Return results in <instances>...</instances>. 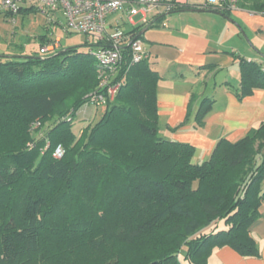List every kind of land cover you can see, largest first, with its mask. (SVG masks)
Segmentation results:
<instances>
[{
  "label": "trees",
  "instance_id": "16d2710c",
  "mask_svg": "<svg viewBox=\"0 0 264 264\" xmlns=\"http://www.w3.org/2000/svg\"><path fill=\"white\" fill-rule=\"evenodd\" d=\"M236 4L264 13V0ZM141 26L132 37H142ZM40 41L51 44L47 34ZM85 45L0 56V264H209L225 246L260 256L251 227L264 202V122L236 142L221 138L194 163V145L159 135L162 76L148 58L129 67L124 47L119 91L97 122L76 132L77 112L100 86L91 49L102 44ZM240 66L242 99L264 88V71L245 58ZM197 99L192 93L176 128L190 120ZM213 103L200 100L195 127ZM59 145L65 153L57 159Z\"/></svg>",
  "mask_w": 264,
  "mask_h": 264
},
{
  "label": "crops",
  "instance_id": "0c3cea01",
  "mask_svg": "<svg viewBox=\"0 0 264 264\" xmlns=\"http://www.w3.org/2000/svg\"><path fill=\"white\" fill-rule=\"evenodd\" d=\"M203 3L191 0V4ZM151 22V26L140 27V39L150 65L162 76L157 109L163 138L194 145L192 161L201 163L211 156L221 138L236 142L264 122V88L242 99L236 94L241 84L240 59L255 61L259 66L264 60V13L240 7L228 15L186 10L152 15ZM3 54L7 53L0 48V56ZM192 93L198 99L190 120L176 128L186 117ZM203 97L212 98L214 103L204 125L197 128L194 115ZM105 109L96 106L91 112L96 114V121ZM251 234L260 256L245 257L225 246L215 249L210 260L215 264H264V202Z\"/></svg>",
  "mask_w": 264,
  "mask_h": 264
},
{
  "label": "built area",
  "instance_id": "2783aa9c",
  "mask_svg": "<svg viewBox=\"0 0 264 264\" xmlns=\"http://www.w3.org/2000/svg\"><path fill=\"white\" fill-rule=\"evenodd\" d=\"M185 4H191V0H0V15L10 13V17H14L21 7L32 6L46 18L50 29L53 25L61 26L68 33L86 36L90 44L101 43L91 49L98 64L100 80L99 89L91 95V103L106 106L122 85L116 77L123 63L124 47L130 50L129 67L148 58L141 39L132 37L130 29L151 23L152 15L167 14ZM198 5L230 11L238 8L236 0H204ZM139 15L138 24L134 17ZM126 23L129 28L123 27ZM49 50L48 46L40 49L42 53ZM260 68L264 71V60L260 62ZM34 126L38 127L39 122ZM64 153V147L59 145L53 155L60 159Z\"/></svg>",
  "mask_w": 264,
  "mask_h": 264
},
{
  "label": "rangeland",
  "instance_id": "374dc122",
  "mask_svg": "<svg viewBox=\"0 0 264 264\" xmlns=\"http://www.w3.org/2000/svg\"><path fill=\"white\" fill-rule=\"evenodd\" d=\"M2 16H0V48L7 54L24 56L40 53V36L44 34L50 37L51 46L44 45L49 47V52H57L60 49L69 47H78L80 50H88V47L85 45V43H87L86 36L79 33H68L61 26L56 25H53L52 29H47L48 25L46 18L36 9L31 10L29 13L20 12L14 17H7L4 14ZM140 18V15L135 16L134 21L138 22ZM123 27L129 28L130 25L126 23ZM49 30L50 32H48ZM56 39H58V41ZM95 107V104L88 103L77 112L75 120L73 121V129L76 132L89 124L97 122L95 119L96 114H91V112L95 110ZM100 108H102L100 110H103V107ZM36 129L33 130V136H37L40 133V131ZM45 130L46 128L42 129V132ZM159 135L164 137V134L162 135L159 133ZM218 227L221 229L224 228L223 222H221ZM209 264H215V262L209 260Z\"/></svg>",
  "mask_w": 264,
  "mask_h": 264
},
{
  "label": "water",
  "instance_id": "95a60500",
  "mask_svg": "<svg viewBox=\"0 0 264 264\" xmlns=\"http://www.w3.org/2000/svg\"><path fill=\"white\" fill-rule=\"evenodd\" d=\"M195 10H200V11H204L205 9H202V8H198V9H195ZM146 30H147V28H146ZM146 30H144V31H146ZM144 31H143V32H144ZM143 32H142V33H143Z\"/></svg>",
  "mask_w": 264,
  "mask_h": 264
}]
</instances>
